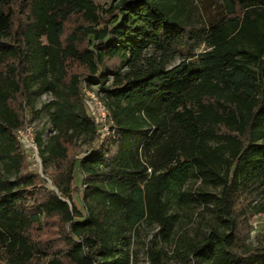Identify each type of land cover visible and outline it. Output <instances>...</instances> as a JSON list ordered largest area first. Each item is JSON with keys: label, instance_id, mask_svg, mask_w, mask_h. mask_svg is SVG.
<instances>
[{"label": "trees", "instance_id": "16d2710c", "mask_svg": "<svg viewBox=\"0 0 264 264\" xmlns=\"http://www.w3.org/2000/svg\"><path fill=\"white\" fill-rule=\"evenodd\" d=\"M43 114L54 189L16 136ZM177 207L216 218L188 243L201 264H264V0H0V264H137L139 226L169 242Z\"/></svg>", "mask_w": 264, "mask_h": 264}, {"label": "rangeland", "instance_id": "374dc122", "mask_svg": "<svg viewBox=\"0 0 264 264\" xmlns=\"http://www.w3.org/2000/svg\"><path fill=\"white\" fill-rule=\"evenodd\" d=\"M42 39L46 45L45 38ZM203 49L204 46H199L197 51L201 52ZM51 98L52 97L50 95L43 96L39 103V108L43 102L48 101ZM33 125H35L36 130L46 127L47 131L44 134L45 136H48L49 130L52 129V125L50 124L49 118L46 114H43L40 119L33 123ZM78 143L80 146L74 154L75 159L82 157L89 148L88 145L81 144L80 142ZM26 154L28 156L27 170L39 173L42 176L44 174L43 163L36 157V152L30 151L26 152ZM3 173H6L5 170H3ZM45 177L48 178L46 175ZM48 185L54 189L52 182L48 181ZM74 197L76 204L80 206V199L82 198L80 176H77ZM174 211L178 215L175 226L176 235L175 238L169 242H166L162 238L160 233L161 230L157 225L142 224L139 226L138 231L133 237L131 245V251L137 264H201L200 259L188 251V243L194 241L196 234L202 236L209 233L210 227H212L216 222L214 214L212 212L205 211L201 207H177ZM250 224L252 229L249 233L248 242L256 244L258 235L264 232V212L257 213L251 217ZM151 249L158 253V263H154L152 261Z\"/></svg>", "mask_w": 264, "mask_h": 264}, {"label": "built area", "instance_id": "2783aa9c", "mask_svg": "<svg viewBox=\"0 0 264 264\" xmlns=\"http://www.w3.org/2000/svg\"><path fill=\"white\" fill-rule=\"evenodd\" d=\"M82 91L84 95V101L87 106V109L90 115L93 117L95 122L99 125V143L105 141L106 138L115 139L116 130L111 129L112 121L110 119V112L105 106L104 102L99 98L97 93L89 87V82L87 79L82 81ZM55 131L49 130V135L45 136L44 139L49 138L51 133ZM18 141L22 144L26 152L34 151L36 152V157L40 159L38 146L36 142V129L35 125L27 124L24 127L20 128L16 132ZM88 152L84 153L82 157L87 155Z\"/></svg>", "mask_w": 264, "mask_h": 264}, {"label": "water", "instance_id": "95a60500", "mask_svg": "<svg viewBox=\"0 0 264 264\" xmlns=\"http://www.w3.org/2000/svg\"><path fill=\"white\" fill-rule=\"evenodd\" d=\"M42 176H43L44 178H46L44 174H43ZM46 179H47L49 182H51V180H50V179H48V178H46Z\"/></svg>", "mask_w": 264, "mask_h": 264}]
</instances>
